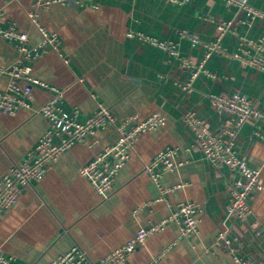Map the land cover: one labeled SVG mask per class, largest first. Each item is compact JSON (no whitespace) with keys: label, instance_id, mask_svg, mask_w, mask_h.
Segmentation results:
<instances>
[{"label":"crops","instance_id":"obj_1","mask_svg":"<svg viewBox=\"0 0 264 264\" xmlns=\"http://www.w3.org/2000/svg\"><path fill=\"white\" fill-rule=\"evenodd\" d=\"M240 1L264 14V0ZM28 11H37L44 26L59 34L70 61L67 64L51 49H45L38 59H25L17 43L0 33V69L17 63L30 65L33 78L66 90L62 107L66 112L78 109L81 123L100 103L112 110L117 123L133 118L142 121L155 113L165 115L167 121L138 139L107 199L81 175V168L118 142L116 126L108 124L89 135L85 143L63 152L46 176L27 186L19 203L2 214L0 251L13 264H50L78 246L98 262L141 228L168 218L180 203L191 202L200 206L197 233L179 239L180 227L171 222L122 264H237L216 244L229 204V181L234 176L228 167L215 169L193 146L184 117L195 110L213 128L225 127L230 116L217 108L213 97L236 93L253 100L264 112V70L214 52L194 81V89L190 91L186 85L194 66L205 59L207 46L217 41L218 22L234 21L232 31L222 40V48L232 55L248 49L244 40L259 42L264 38V16L252 21L245 9L228 0H189L183 4L170 0H93L84 5L49 6L39 0H0V28L28 33L30 48L41 41V35ZM182 31L197 34L200 43L182 37ZM130 33L135 36L130 37ZM147 37L175 44L178 57L148 42ZM186 60L192 67L185 66ZM11 81L10 75L0 74V91ZM52 96L50 89L35 86L32 109L21 108L13 114L0 111V178L27 160L49 129L48 120L35 114L33 108ZM171 147L179 149L181 165L163 175L162 185L175 190L167 194L166 201H159V189L143 168ZM237 153L248 166L261 171L260 187L250 203L255 211L251 221L257 218L264 228V124L249 121L243 126ZM228 224L232 237L246 252L264 258V230L257 235L248 223Z\"/></svg>","mask_w":264,"mask_h":264},{"label":"built area","instance_id":"obj_2","mask_svg":"<svg viewBox=\"0 0 264 264\" xmlns=\"http://www.w3.org/2000/svg\"><path fill=\"white\" fill-rule=\"evenodd\" d=\"M17 1V0H11ZM183 4L189 0H170ZM231 4L240 5L245 9L248 17L254 21L258 16H264L262 12L252 8L246 2L240 0H228ZM93 0H39L43 6L51 4L67 5L77 3L80 5L91 4ZM27 15L31 23L41 35V41L34 47H29L30 36L15 28L3 30L0 33L9 41L16 42L25 59L35 60L42 56L45 49L55 51L67 64L69 57L62 48V41L58 33L49 31L42 23L37 11H28ZM234 21H222L217 23V41L207 46L205 59L194 66L191 80L187 82V89H194V81L205 71L208 60L214 52L239 59L246 66L258 70H264V38L259 42L244 40L243 45L248 49L243 52L228 54L222 48V40L227 33L232 31ZM182 37H189L194 44L200 43L197 34L182 31ZM134 37V33L129 34ZM174 56L179 55L177 46L173 43L159 42L152 38H145ZM252 50L254 54H252ZM22 62V61H21ZM191 62L185 61V66L192 67ZM0 74H8L12 81L4 91H0V111L4 114H13L21 108H31L33 88L41 86L53 92V96L45 104L33 108L35 114H41L49 122V129L40 138L36 148L30 153L27 160L21 164H15L0 178V219L4 212L16 206L24 189L34 181L42 180L54 161L66 150L77 143H85L87 137L95 134L97 130L108 124H114L120 134L118 142L95 155L94 158L81 168V175L87 178L97 192L107 199L113 192L114 183L121 170L127 164L131 152L138 139L145 133L154 131L166 124L167 118L161 113H155L147 119L138 121L136 118L117 123L112 110L100 103L96 112L85 122L78 120L79 110L66 112L63 107V99L66 90L50 86L32 77L30 65L15 64L6 69H0ZM23 80L25 81L24 83ZM217 108L230 116L227 125L222 128H213L208 120L201 117L197 111L190 110L184 117L193 137V146L199 149L204 158L217 170L228 167L233 179L229 181V204L226 208V218L223 229L218 233L216 244L232 255L237 264H264V258L259 259L246 252L242 243L232 237L229 226L231 221L248 223L249 228L257 235L263 233L262 223L255 217V211L250 199L260 187L261 171L248 166L237 153L239 134L243 126L249 121H258L264 124V112L260 110L253 100H249L241 94L231 96L213 97ZM58 139L59 141H55ZM179 149L175 147L161 151L149 164L143 168V172L149 174L160 192L159 201H166V196L174 191L173 188H165L162 178L166 172L177 170L181 163L177 157ZM200 206L191 202L180 203L171 211L168 218L141 228L137 234L123 246L113 250L98 262L92 261L87 253L78 246H74L55 258L50 264H122L138 248L144 246L151 236L163 231L171 223H177L180 227L179 239L189 238L198 232L201 221L199 216ZM0 264H13V260L0 251Z\"/></svg>","mask_w":264,"mask_h":264}]
</instances>
